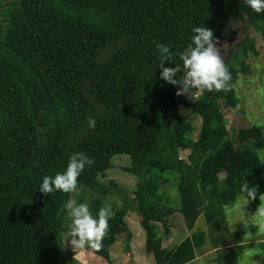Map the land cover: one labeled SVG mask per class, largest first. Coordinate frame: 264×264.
Segmentation results:
<instances>
[{
  "label": "trees",
  "instance_id": "16d2710c",
  "mask_svg": "<svg viewBox=\"0 0 264 264\" xmlns=\"http://www.w3.org/2000/svg\"><path fill=\"white\" fill-rule=\"evenodd\" d=\"M9 15L0 41V264L60 262L59 212L69 193L46 196L39 186L44 176L63 173L76 152L94 160L78 187L122 203L109 220L102 251L86 249L106 262L116 235L127 231L128 212L136 214L155 264H183L201 243L190 236L163 252L156 225L165 235L168 218L178 213L191 232L200 215L206 221L221 217L222 208L242 195L243 183L264 191V164L253 151L264 148L259 128L235 134L250 148L233 147L219 104L236 106L232 85L248 73L247 53L258 56L253 43L243 38L237 52L222 57L232 76L229 91L191 89V99L175 95L179 86L159 78L156 49L158 43L169 46L177 55L164 66L182 69L178 53L194 27H208L218 39L243 18L264 22V12L245 0H19ZM180 107L199 117L194 140L190 124L177 120ZM90 116L95 130L87 126ZM177 150L189 151L185 160ZM115 155L128 157L123 171L137 178L132 197L111 180H97ZM167 175L177 177L176 208L162 203L159 188ZM258 245L264 252V242ZM243 247L217 253L216 246L213 261L235 264Z\"/></svg>",
  "mask_w": 264,
  "mask_h": 264
},
{
  "label": "rangeland",
  "instance_id": "374dc122",
  "mask_svg": "<svg viewBox=\"0 0 264 264\" xmlns=\"http://www.w3.org/2000/svg\"><path fill=\"white\" fill-rule=\"evenodd\" d=\"M19 7V0H0V31L2 27V21L8 19V13L12 10H17ZM10 23V21H9ZM230 33L219 37L217 40L219 43L217 47L221 57H224L228 52V55H233L234 51H238L237 44L243 39H249L255 49L258 52L257 57H252L250 53L244 57V63L249 66L248 73L242 75L238 74L236 81L232 85L234 96L236 99V106L233 108L222 107L221 112L225 120V129L227 131V137L235 148L249 147V142L238 144L236 142L235 134L242 128L257 127L261 132V137L264 139V22L260 24H253L243 18L242 21L235 22L231 25ZM1 39V35H0ZM186 98L191 99L195 96L191 93L185 94ZM177 120L180 124L189 123L191 126V132L188 137L194 140L199 130L200 120L199 117L192 114L188 108L180 107ZM253 150V149H252ZM259 160L264 164V148L260 150H253ZM188 150H177V156L185 160ZM172 159V157H169ZM111 167L98 175V182L102 185H106L108 181H113L120 187L125 193L131 195L135 189V183L137 178L128 172L123 171V168L129 166V159L126 155H115L110 159ZM168 182L159 188L162 195V203L167 206L178 207V195L176 191L175 175H167ZM222 175H219V179ZM221 184L219 183V187ZM78 193H69L68 199L75 196L79 203H87L93 217H97L98 211L105 204H110L113 212L121 206V200L114 195L101 196L98 193L86 187H78ZM257 190V197L254 200L246 203L242 199L240 203H246L242 206V210H235V205L241 196H238L229 205L222 208L221 217H217L214 220L206 221L202 215H200L194 225L193 231H188V236L201 245L198 249L206 250L212 249V247L221 245L224 242H241L247 243L246 247H243L236 260L235 264H264V252L259 248V241H264V228H261L258 220V210L264 208V191ZM133 196V195H132ZM261 197V198H260ZM67 199V201H68ZM66 201V202H67ZM65 202V203H66ZM63 204L60 209V216L62 219V239L64 242H68L69 226L71 219L67 214V210ZM133 216L129 218L130 222H134L136 215L133 212ZM168 222L180 224L182 220L178 213L172 214L168 218ZM221 252V249H217ZM215 253L213 257L217 254Z\"/></svg>",
  "mask_w": 264,
  "mask_h": 264
},
{
  "label": "clouds",
  "instance_id": "9594fccd",
  "mask_svg": "<svg viewBox=\"0 0 264 264\" xmlns=\"http://www.w3.org/2000/svg\"><path fill=\"white\" fill-rule=\"evenodd\" d=\"M245 3L256 13L264 12V0H245ZM191 42L178 53L183 63V68L165 67V62L173 61L174 55L169 46L158 43V68L161 69L159 78L167 84L179 86L175 95H189L191 89L199 93L230 90L229 81L231 72L220 55L214 39L212 29L205 26H197L192 29ZM178 73H182L178 77ZM87 126L91 130L96 128L94 117L87 118ZM94 160L83 152L73 153L63 173H56L54 177L44 176L39 186L42 195H51L56 191L63 193H78V177L86 167H91ZM241 197L238 199L235 210H242V206L257 197L256 186H249L245 182L240 186ZM246 194V195H245ZM264 195H261V197ZM260 197V198H261ZM242 199L246 203H240ZM207 201H205V205ZM64 208L71 219L68 238L73 249H91L100 252L103 249V241L109 232V220L115 213L110 204H105L98 211L97 217H93L87 203H79L75 196L68 199ZM258 220L261 228H264V208L258 210Z\"/></svg>",
  "mask_w": 264,
  "mask_h": 264
},
{
  "label": "crops",
  "instance_id": "0c3cea01",
  "mask_svg": "<svg viewBox=\"0 0 264 264\" xmlns=\"http://www.w3.org/2000/svg\"><path fill=\"white\" fill-rule=\"evenodd\" d=\"M11 11L8 13V19L2 21L0 41L3 40L6 30L10 27L9 14ZM129 197H132V194ZM131 215H134L133 212H128L125 217L127 231L116 235L114 243L108 249V262L86 250L73 249L69 243L71 238L68 242H64L61 238V260L58 264H155L152 255L144 250V232L139 225V220L135 215V221L130 222L129 218ZM156 226L159 232V247L163 252L173 251L184 238L189 237V232L185 229L183 223L175 224L169 222V228L165 235H161L160 226ZM259 242L264 241L261 240ZM240 245L246 246L247 243L225 242L217 247H220L221 250H226L228 247ZM216 252L215 247L206 250H193L192 258L183 264H216L213 261V255Z\"/></svg>",
  "mask_w": 264,
  "mask_h": 264
}]
</instances>
